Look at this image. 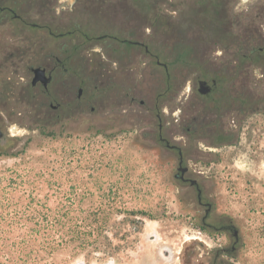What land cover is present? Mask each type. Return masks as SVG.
Wrapping results in <instances>:
<instances>
[{"label":"rangeland","instance_id":"1","mask_svg":"<svg viewBox=\"0 0 264 264\" xmlns=\"http://www.w3.org/2000/svg\"><path fill=\"white\" fill-rule=\"evenodd\" d=\"M3 6L17 16L4 22L0 13V23H14L12 31L0 24V46L9 51L31 46L38 57L51 41L42 23L90 37L79 44L90 52V89L104 83L103 66L93 67L104 63L101 36L147 46L145 54L122 42L113 60L136 62L137 103L163 111L154 127L163 122L211 211L204 224L195 189L175 177L177 152L145 134L146 120L109 124L99 96L71 126L39 131L32 115L16 126L24 146L0 155V264H264V64L241 61L251 47H264V0H0ZM227 61L237 76L229 72L200 95L198 80L211 84ZM22 76L0 73V90ZM205 117L214 122L205 127ZM229 227L237 232L234 250ZM77 231H90L80 249L68 243L49 258L38 250L47 238L68 241Z\"/></svg>","mask_w":264,"mask_h":264},{"label":"flooded vegetation","instance_id":"2","mask_svg":"<svg viewBox=\"0 0 264 264\" xmlns=\"http://www.w3.org/2000/svg\"><path fill=\"white\" fill-rule=\"evenodd\" d=\"M44 2L47 6H52L56 0H44ZM0 13L3 14L4 22H9V20L17 17L14 15L13 10L5 6L0 7ZM0 24L11 25V31L14 28V23ZM42 24L51 41L41 44L39 47L41 54L38 57L31 53V46L22 52H18L20 50L17 46L12 51H9V47L0 46V52L3 55V58L0 59V73L4 74L11 70L16 74L23 75L19 81L9 84L8 89H5L7 85L3 84V88L0 90V155L13 154L24 146V137H20L15 131L16 126L24 124L23 121L28 119L30 115L34 118V127L39 131L44 130L48 125L71 126L87 114V108L90 104L101 96L109 124L119 121L117 122L118 128L121 129L119 127L120 121L121 119L126 121L127 116L130 117L132 122L134 120L141 122L142 119H145V134L157 143L164 144L166 148L176 151L178 157L177 168H185L181 150L170 143L168 140L169 134L166 136L164 134L163 122L154 127V120L160 121L163 111H160L156 104L150 106L143 100H139L138 103L136 101L139 95L136 79L139 70L136 62L126 63L113 60L115 55L120 53V43L122 42L134 47L143 46L145 54L148 53L147 46L139 41L118 39L119 37L113 33L101 36L107 42L104 61H102L104 63H95L96 65L94 64L93 67L103 66L104 83L100 90L95 87L90 89V52H88L87 46L85 47L86 50H80L79 46L80 43H89L90 37L85 33H80L77 29L55 33L52 28L57 23ZM32 26L36 25L32 24ZM78 36H80L81 41L78 40ZM65 39H69L70 43ZM156 63L162 66L166 73L168 72L165 64L159 61ZM35 69L43 71L42 77L47 79L46 83L40 80L33 82V70ZM165 78L167 81L170 79L167 74ZM206 81L208 83V80ZM212 81L215 83L213 84ZM210 83L212 90L204 97L210 95L217 85L215 78H211ZM18 85L25 87L19 89ZM84 87L87 90L86 94L83 93ZM169 87L168 82L167 88ZM122 107L126 109L121 112ZM90 108L91 111L94 110L93 107ZM118 110L120 113L114 115L115 111ZM212 122L214 121H207L205 117L203 125L207 127ZM140 132L142 133V130ZM187 172L188 169L184 174L177 171L175 177L190 184L191 180L186 177ZM191 187L196 191L198 205L205 207L204 217L202 218V222L205 224V218L211 211V205L203 203L202 191L197 182ZM225 231L233 235L234 242L231 250H234L237 241L235 233L237 232L232 227L226 228ZM170 253L168 249L157 248V254L162 260L170 259Z\"/></svg>","mask_w":264,"mask_h":264},{"label":"trees","instance_id":"3","mask_svg":"<svg viewBox=\"0 0 264 264\" xmlns=\"http://www.w3.org/2000/svg\"><path fill=\"white\" fill-rule=\"evenodd\" d=\"M243 60H247L249 62H261L262 64H264V47H260V48H256V47H251L248 50V55L245 57H241V61ZM229 72L233 73V75L236 74V67H230V63L224 62L222 64V68L218 70V73H214L215 79L217 81V85L222 84L225 82V80L227 79L226 75L229 74ZM237 76V75H235ZM57 223H59V219L56 220ZM62 226H63V222H62ZM88 226V225H87ZM90 226V225H89ZM89 230V229H88ZM44 235V234H41ZM89 237H90V231L87 232H82V231H77L72 233L70 239L67 241L64 237H62L63 239H65L66 241L60 240V241H56L52 238H47L45 239L43 242H39L40 246L38 250H40L41 254H43V256L45 258H49L50 256H52V254L54 253L55 249L57 247H61L63 245H66L68 243H72L74 244V249H80L82 247H84L87 242L89 241ZM32 242L33 244L35 243V240L29 241ZM6 254H10L9 249L7 248H2L1 249V255H6ZM10 261V260H9ZM8 261V262H9Z\"/></svg>","mask_w":264,"mask_h":264},{"label":"water","instance_id":"4","mask_svg":"<svg viewBox=\"0 0 264 264\" xmlns=\"http://www.w3.org/2000/svg\"><path fill=\"white\" fill-rule=\"evenodd\" d=\"M34 72V79H33V82H36L38 80L42 81L43 83H46L47 79H44L42 77V73L43 71L42 70H39V69H35L33 70ZM212 83L214 84L215 82L212 81ZM198 87H197V92L202 95V96H205L207 94L210 93V91L212 90V86L211 84H208L206 80H199L198 83H197ZM188 168H177V171H180L182 174L185 173V171H187ZM196 183L195 180H191L190 181V185L193 186L194 184ZM235 237L237 238V233H235ZM107 264H111V263H107Z\"/></svg>","mask_w":264,"mask_h":264}]
</instances>
